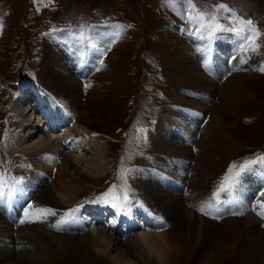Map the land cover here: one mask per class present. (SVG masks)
I'll list each match as a JSON object with an SVG mask.
<instances>
[{"label":"rangeland","instance_id":"1","mask_svg":"<svg viewBox=\"0 0 264 264\" xmlns=\"http://www.w3.org/2000/svg\"><path fill=\"white\" fill-rule=\"evenodd\" d=\"M193 3L197 9L206 11L214 10L218 4L226 5L231 11L215 9L220 23L226 27L233 26L234 21L228 19L232 15L253 21L255 28L261 32L256 38L259 47L254 50L249 47V42L243 39V33L238 36L229 31H220L209 39L206 32L197 31L195 22L187 20V5L183 3L173 7L165 0H0L1 168L8 163L16 164L18 178L32 169L30 163L23 165V162L11 160L13 154L10 144L20 129L19 117L13 106L15 100L20 99L19 105L23 107L34 106L40 97H57L65 101L64 92L56 84L47 81L44 75L46 49L57 47L59 43L71 45L70 52H74L73 56L77 58L87 50L93 55L85 71L71 72L78 93L74 116L98 139L97 144H102L106 155L103 163H100L97 159L100 154L92 144L81 151L84 159L78 160L73 156L75 152L66 151L73 161L71 170L78 182L75 195L69 197L72 201L62 200L63 207L57 209L61 212L55 217L49 213L37 219V228L34 223L28 222L19 223L17 227L14 225L13 228L4 218L6 211H0L9 224L6 225L8 230L13 234L23 233L26 236L33 231V235L43 240L46 239L45 235L38 229L51 222V233L77 234L83 240L89 227L82 226L72 231L68 225L72 219H65L69 209L81 204L86 206V211L89 206L95 205L90 213L101 218L97 226L113 233L119 210L99 199L111 189L110 195L122 196L127 191L132 201L134 198L141 199V204L146 205L153 217L158 218L159 224L152 227L153 230L165 232L147 242L138 240L133 244L129 239L139 233L137 229L123 233V236L120 232L114 233L112 236L122 244V252L133 264H264V216L258 215L264 212V167L254 166L252 171L244 174L252 177L257 174L260 178L257 185H261L258 188L261 193L257 197H252L255 194L253 190L244 193L245 185L239 186L244 211L224 209L228 202L227 191L213 195L217 193L222 178L233 162L239 164L246 158L264 153V71L261 70L264 69V0H193ZM117 25L124 27L117 28ZM82 26H86L84 31L91 36L95 47L79 39ZM202 40L214 43L218 49H222V43H231L235 55L244 53V57L254 58L249 68H235L234 57L227 59V66L213 78L217 88L210 97L203 98L200 91H193L191 97L195 104L197 101L207 103L211 107L208 111L191 106V101L175 95L186 92L175 88L179 86L167 67L171 59L183 57L181 45L187 44L194 52H198ZM224 53L221 50L222 57L226 59ZM230 53L229 57L233 54ZM66 60L72 64V60ZM226 81L230 91L238 85L241 92L227 96L223 91ZM21 91L23 98L20 96ZM85 110L87 113H84ZM214 110L219 114V120L211 118ZM169 111L186 117L194 112L195 125L202 119L204 121L198 126H191L189 141L175 130L166 136L168 144L179 142L192 151L183 159L182 167L187 172L176 170L178 176L173 169L161 165L165 149L156 141L163 116L165 113L170 115ZM29 114L31 111L27 116ZM34 125L37 132L30 135V144L36 141L38 131L47 126L39 121H34ZM68 149H71V145ZM50 161L46 170H43L42 181L51 185L54 191L55 186H62V181H66L67 177L56 171L59 160ZM21 163L22 166H19ZM96 164L105 165L103 171L96 173ZM123 168L133 169L126 183L121 179ZM35 169L42 170L38 167ZM174 177L177 183H173ZM165 181H172L167 182L172 195L179 193V203L173 209L159 207L151 190V184L164 186ZM197 182L206 185L205 195L201 191L197 194ZM187 183L192 187L182 188ZM41 187L42 182L30 189L29 199L33 201L28 205L34 206L27 213L24 211V218L26 214L31 216L36 212L39 215L40 209H49L38 204L42 195ZM173 187L177 188L172 190ZM209 200L220 201L219 209L214 208L215 203H211V207L204 205ZM121 213L125 214V211ZM248 215H251V220L259 218L250 232L247 231L245 218ZM126 220L120 219L116 224L123 225L127 223ZM22 237L14 238L15 243L21 244L19 249H24L25 238ZM76 243H81L80 238ZM4 246L13 249L0 237V248ZM84 252L89 264H107L98 260L94 251L88 249ZM52 253L55 259H64L68 264L72 260L69 251L62 247H53ZM14 254L11 256L17 264V252Z\"/></svg>","mask_w":264,"mask_h":264},{"label":"bare ground","instance_id":"2","mask_svg":"<svg viewBox=\"0 0 264 264\" xmlns=\"http://www.w3.org/2000/svg\"><path fill=\"white\" fill-rule=\"evenodd\" d=\"M221 46L222 49H218L214 45V43L208 40L201 41V46L198 52H194V49L187 44H183L180 46V50L182 52L183 57L180 59L179 58L171 59L167 66L169 74L174 77V79L176 80L179 86L175 88L180 90L184 89V91L186 92V94H183L182 91L179 93H175V95L178 98L188 99L192 103L191 106H196L198 109L199 107L200 109L204 108L208 111L210 110L211 107L209 108L207 106L208 105L207 103L205 104L204 102L201 103V101H197L196 102L197 104H195V101H193L192 99L193 97H191L193 96L192 95L193 91L195 90L196 93L200 91L203 98L210 97V95L214 93L215 88H217V83H215L213 79L215 77V74L221 72L227 66V61L231 60L233 57H234L233 60L236 63L235 68H241V67L249 68L250 66L253 65L254 58L253 57L246 58V55L245 57L243 55L244 53L235 55L236 51L234 52L231 43H222ZM72 49L74 50V48ZM70 50H71V45L66 46L63 43H59L57 47L54 48L50 47L46 49V66L44 69L45 78L47 79V81L59 86L60 90L64 92V100H65L64 102L60 101L57 97L54 98L48 97L47 99L40 97L39 102L34 103L33 104L34 106H28V105H26L25 107L20 106L19 105L20 99H16L15 102L13 103V106L19 117L18 125L20 129L18 134L14 135V137L12 138L13 140L12 143L10 144V151L13 154L11 160H13V162L15 163L19 161L23 162V165L24 163L27 162L30 163L31 164L30 166L32 167V169H30L31 171L23 176L24 178L23 183L17 186V190L12 195H8L6 189V194L3 199V202H0V211H2L3 213L7 208L6 201L8 200L14 204V210L16 211L18 209L21 210L20 213H17L16 216L10 215L8 217L7 214H3L5 215L4 218L6 217V219L13 228L14 225H16L17 227L20 221L25 219L22 215L24 211L30 210L28 204L33 201L29 199L30 189L32 190V188H34L37 184L41 182H42V187H41L42 190L40 193H42L41 195L42 201L40 200L38 204L51 209L52 210L51 217H55L56 215H58V213L61 212L60 210L57 209H61L63 207L61 202L62 200L72 201L69 197L75 195L76 192L75 190L78 182L76 180V177L74 176L75 173L71 170L74 167V164H72L73 161L70 159V157L67 156L69 152L70 153L75 152L73 156H75L78 160L84 159L83 156H81V151H83L85 146H89L90 144H92L95 150L98 152V154H100L97 155V159L100 161V163H103V161L105 160L104 158L106 155L103 152L102 144L99 143L97 144L98 139L94 137V135L90 134V130L82 126V124H80V122H78V120L74 116L75 114L74 107L76 105V101L78 100V93L76 89L77 87L73 84L75 78L72 77L71 72L76 71L81 73L85 71L86 68L89 66L90 60H92L93 55L89 50H87V52L83 56H80L81 58H85V60H82L79 56H78L79 58L75 57L76 55L73 56L74 52H70ZM221 50L227 53V54L224 53L226 55V59L222 57ZM230 52L233 53L231 57L228 56V53ZM68 58L72 60L71 61L72 66L68 64V61L66 60ZM228 84H229L228 81H226L224 83V88H223L224 90L222 89L227 96H232L233 92L234 94H239L241 92V89L240 92L238 90V88H241L238 85L233 86L230 91L229 90L230 87L228 86ZM20 96H22L21 98L24 97L22 91L20 92ZM46 106L47 107L50 106V108L54 110L56 109L55 112L56 115L52 116V120L54 123L53 127L49 125L47 126L44 125L46 128L39 130L37 135L38 137L36 136L37 137L36 141L30 144V142H28L29 137L30 135L33 136V134L36 131L35 130L36 126L34 125V121L41 122V120L46 116L45 114L40 115L39 108ZM29 111H31V114L27 116V113ZM85 112L86 110L84 111V113ZM170 112H171L170 115H168V113L167 114L165 113L163 116L165 122L162 119L163 121L161 122L162 126L159 127L158 129V137L156 141L160 146H163V148L165 149L164 150L165 152H162L164 155L162 154L163 163H161V165L173 169L174 174L178 176L176 170H184L185 172H187L186 168L182 167V165H184L183 159H185L187 156L192 154V151L191 150L188 151L186 145L180 144L179 142L168 144L166 141V136L175 130L179 135H181V137L186 136L184 139H187L189 141L192 131V130L190 131V128L191 126L195 125V123L193 122L194 120L193 117H195V114L194 112H192L193 114L191 113L189 114L188 117H186L185 115L178 114L175 111H169V113ZM211 118L214 120H219V114L216 113V111L214 110L213 114H211ZM201 122L204 123L203 119L200 121V123H198V125H200ZM43 124H47V123L45 122L42 123V125ZM43 130L46 131L44 132ZM69 145H71V149H68ZM66 151L69 152L67 153ZM167 157L169 158V160H167ZM52 159L59 160V165H58L59 167H57L56 171L58 172L60 171L61 176L63 174V176H66L68 178V179L66 178V181H62L63 184L62 186L58 188L55 186L54 191L52 190L51 185L45 184L42 181L43 170H46V166H48V164L51 162L50 160ZM92 164H94V162ZM97 165L98 164H96L97 167L95 170L96 173L103 171L105 165L102 164L101 166L99 165L97 166ZM15 166L16 164H11V163H8L6 166H3L2 168L0 166V176L3 177L4 182L9 187L12 185L13 178H18V175H16ZM19 166H22V163ZM35 167H38V169L40 170L42 169V170L38 171L37 169H35ZM78 178H81V176H79ZM254 178L255 181L253 180ZM259 181L260 178L259 176H257V174L256 175L254 174L253 177L251 175H246V176L244 175V177L241 178L240 184L236 188L227 190L226 192L227 194L225 193L226 196L228 195L227 197L228 202H227V207H224V209L228 208L232 210L231 205L236 204L237 205L236 210L239 211L241 210V212L244 211L243 202H242L243 196H242V192L239 194V189H240L239 186L245 185L244 193L246 192L250 193L251 190H253V192H255L256 194L255 197H257V195H259V190L256 186ZM167 182L172 183V181H165L164 186L163 185L159 186L158 183L151 184L152 193L155 194L154 200L156 201L157 204H159V207L165 206L166 210L167 208H171V209L175 208L179 203L177 200L179 197V193L177 192L174 193L175 195H172L170 193L171 189L168 187ZM173 183H177V181H175V177ZM196 186H197L196 187L197 194H200L199 191H201V193H203L204 195L207 193L204 188L206 187V185L197 182ZM190 187H192V185L187 183L182 188L189 189ZM173 188L172 190H175V188L177 187H173ZM38 197L40 198V196ZM222 199L223 198H221V200ZM219 202H214L213 200H209L207 202L208 204H204V205L208 207L209 204L215 203V205L218 206ZM141 203H142L141 199L134 198L132 204L129 206L128 209L125 210V214H122L121 212H120L121 215L118 214L119 216H117L118 219L116 220V222L120 221V219L122 220L127 219L126 220L127 223H124L123 225L121 224L118 225L114 221V226H116V229H114L113 233H111L110 230H108L107 228L99 227L100 225L99 219L101 218L98 217L96 218V216H92V214L90 213L92 210L91 208H94L93 206L95 205L89 206L90 208H87L88 210L86 211V206H84V204H81L83 205L79 209L81 211H78L75 214L68 216L69 219H72V221H70L68 225L72 231H76L77 229L82 228V226L89 227L90 229L87 227L86 228L90 231L86 229L87 232L85 233V235H87L88 237L84 236L85 238H83V240L81 239L82 238L81 236H76L77 234L75 235V234L51 233L53 223L48 221L47 224L43 223L44 225L41 227L42 229H38L40 233L45 235L46 239L43 238L42 240V238L38 236L36 237V235L32 234L33 231H31L30 235H26V236L25 234L23 235L22 233L23 235L22 237V235L13 234L11 230H8V227L6 226L9 225L8 222L0 215V237L4 238L6 244L13 246V249H11L8 246L7 247L4 246L0 248V262H1L0 264H16L14 263V259L11 256V254H14L15 252H17L18 255L19 263L17 264H21V263L22 264H68L64 259L61 258L55 259V256H53L52 253L53 247L54 248L62 247L63 249L69 251L72 259L69 264H85V263L89 264L90 261L87 259L86 253L84 252L85 250L87 251L88 249L94 251L93 254L97 255L99 257L98 260L101 259L104 263L133 264L132 261L127 259L126 257L127 255H125L124 252H122L121 249L122 244L120 245L117 238L112 236L114 235V233L120 232L119 234L122 233L121 236H123V233L127 234L129 233L130 230H133L134 228L137 229L139 233L137 235L135 234L134 236H132L131 239H129V241L132 244L137 242L138 240L142 242H147L148 240H151L155 236L165 234L164 231L159 232L153 230V228L157 226L155 224L153 226L152 222H150L151 220H149L150 219L149 213H151V210L146 205ZM97 206L99 207V205ZM136 211H138L137 214ZM87 212L90 213V215ZM104 214L105 213H103V215ZM35 215H37L36 212L33 215H31V217H34ZM137 216L139 217L136 218ZM250 216L251 215L245 217L247 220L248 232H250L253 229V227L258 223L257 219H259L257 218L256 220L254 219L251 220L252 217ZM18 217L19 220H17ZM43 219L47 220L46 218ZM105 219H108V217H106ZM154 219L155 221H158L157 216ZM73 220L76 223H78L80 226L75 224ZM36 221L37 219L33 218L30 221H25V223L27 222L28 224L34 223L35 225L34 227L37 228L38 226H36L37 225V223H35ZM97 223H99L98 226ZM15 236H17V238L19 237L25 238L23 243L24 249H19L20 248L19 246L21 244L18 241H17L18 243H15L16 242L14 239ZM79 238L81 240V243L78 244L76 243V241ZM37 247H39V250L37 249ZM35 250L36 252H34Z\"/></svg>","mask_w":264,"mask_h":264},{"label":"snow or ice","instance_id":"3","mask_svg":"<svg viewBox=\"0 0 264 264\" xmlns=\"http://www.w3.org/2000/svg\"><path fill=\"white\" fill-rule=\"evenodd\" d=\"M165 3L176 7L179 4H186L187 5V20L192 23L195 22L198 25L197 31H202L207 33V37L209 39L213 38L217 32L220 31H229L232 33L237 34L238 36L242 33L245 34L243 36V39H245L247 42H249V47H251L253 50L256 47H259V45L256 43V38L261 35V32L255 28L253 21L251 20H244L241 17L232 15L228 19L231 21H234V24L232 27H226L224 24L220 23V17L218 16L215 9H221L225 11H231L227 9V6L224 4H218L214 6V10L212 11H206V10H199L196 8L195 4L193 3V0H165ZM86 26H82L80 33H79V39L81 42H87L89 46L95 47V44L92 43V38L90 35L86 34L84 31V28ZM117 28H123L122 25H117ZM130 27V25L128 26ZM119 32L116 33L117 36H119ZM264 71V69H261ZM138 131H143V129H139ZM146 142V137H145ZM261 166L264 167V153L256 155L251 158H246L239 164L233 162L225 176L222 178V183L218 188L217 193H214V196H217L219 192L227 191L230 189L236 188L241 181V177L254 169V166ZM30 167V165H29ZM133 169L130 168H123V171L121 173V179L124 180V182H127V176L131 174ZM23 177L19 178H13L12 185L9 187L3 180V177L0 176V202H3V199L6 194L12 195L16 190L17 186L23 183ZM111 189L109 190V193L103 194L100 200L103 201L105 204H110L113 208L118 209V214L120 212H124L126 209L129 208V206L132 204V198L128 195L127 191H124L123 195H110ZM99 202V201H98ZM83 205H78L75 208L69 209L67 215L65 216V219L68 218V216H71L79 211V209ZM29 209H31L33 206L29 205ZM208 207H211V204L208 205ZM27 213V210H26ZM49 213H52L51 209H40L39 215H35L34 217L29 216L26 214L25 219L21 220L20 223L23 224L25 221H30L31 219H41L43 216L48 215ZM207 214V213H205ZM234 214H242V213H234ZM258 215L264 216V212L258 213Z\"/></svg>","mask_w":264,"mask_h":264}]
</instances>
